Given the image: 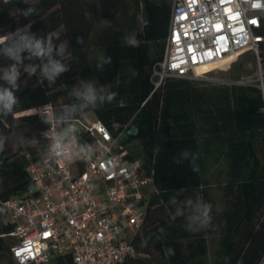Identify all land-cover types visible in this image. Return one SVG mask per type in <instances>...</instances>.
Returning <instances> with one entry per match:
<instances>
[{"label":"trees","instance_id":"obj_1","mask_svg":"<svg viewBox=\"0 0 264 264\" xmlns=\"http://www.w3.org/2000/svg\"><path fill=\"white\" fill-rule=\"evenodd\" d=\"M34 6L38 14L15 17L17 8ZM171 5L165 0H0V37L10 40V29L18 23L29 25L37 36L54 32V43L65 44L63 73L49 87L39 74L29 77L20 69L19 106L14 115L0 120V135L8 137L0 152V262L11 263L13 240L7 235L5 204L29 194L31 163H40L49 141L44 138L48 125L38 114L23 112L51 104L59 111L75 103L72 88L81 80L94 82L97 89L108 88L116 98L97 109H87L95 119L112 128L131 124L126 144L132 160L141 162L153 176L157 191L152 195L146 222L134 236L137 256L124 264H260L264 258V91L260 84L209 83L204 80L169 78L154 90L152 74L163 60L168 36ZM104 22L107 24L104 25ZM264 35V30H263ZM83 38L77 44L76 37ZM135 36L139 47L126 44ZM93 41L99 54L91 59ZM112 63L103 71L96 67L100 55ZM252 54V55H250ZM23 55H27L24 53ZM257 55L248 52L238 62ZM264 68V43L259 51ZM30 61L25 60L27 64ZM34 63L39 61L34 60ZM0 56V66L11 64ZM242 72L236 75L241 79ZM3 82L0 81V84ZM131 127L137 137L128 135ZM18 134L32 140L30 147L17 144ZM220 147L228 162L222 184L213 186L206 174V160ZM159 149V151H157ZM199 154L198 171L191 167V156L175 164L182 150ZM202 198L212 205L211 226L199 232L185 230L184 217L171 219L175 208L168 204ZM147 240V245L143 242ZM174 250L169 255L167 249ZM58 264H72L59 261Z\"/></svg>","mask_w":264,"mask_h":264},{"label":"built area","instance_id":"obj_2","mask_svg":"<svg viewBox=\"0 0 264 264\" xmlns=\"http://www.w3.org/2000/svg\"><path fill=\"white\" fill-rule=\"evenodd\" d=\"M263 30L264 0H172L164 58L151 78L154 90L169 78L203 80L200 66L248 52L257 55L262 69ZM260 87L264 91V82ZM53 110L48 104L36 113L43 122ZM73 123L77 131L69 155L31 163L30 193L5 204L6 223L13 229L7 236L14 242L8 264L68 259L72 264H124L137 256L132 241L157 188L141 162L131 158L125 142L131 124L110 128L83 117ZM85 144L93 148L90 159L80 151Z\"/></svg>","mask_w":264,"mask_h":264},{"label":"clouds","instance_id":"obj_3","mask_svg":"<svg viewBox=\"0 0 264 264\" xmlns=\"http://www.w3.org/2000/svg\"><path fill=\"white\" fill-rule=\"evenodd\" d=\"M38 14V9L34 6L27 8H17L15 17L27 18ZM54 32H49L47 36L35 35L29 25L17 28L13 37L8 41H0V56H3L12 63L7 66H0V120L14 115V109L19 106V99L16 91L19 89L20 69L29 77L39 74L41 81L46 80L49 87L55 84L56 80L65 72L70 71V66L64 63L66 49L63 45L54 43ZM77 44H83L82 37H76ZM127 45L139 47L140 42L135 36L125 37ZM27 53V55H23ZM29 63L25 64L24 61ZM39 61L34 63L33 61ZM112 58L110 56L100 55L97 58L96 67L99 71H103L105 65H110ZM71 95L75 97V103L65 104L59 111L53 110L45 113L43 122L47 124V139L49 144L43 155L45 161L62 158L69 155L73 143L75 142V133L77 129L73 121L87 109H97L98 105H103L106 101L111 103L117 96L116 92L104 93V90L97 89L89 81L81 80L77 86L72 88ZM8 137L0 135V152L4 151ZM17 144L21 147H30L32 140L23 134H18ZM80 151L87 158H91L90 153L93 152L91 145L80 146ZM159 151V149H157ZM191 156L192 170L198 171L199 154L190 153L184 149L180 153V158L175 157L173 162L181 164L182 160H188ZM185 192L180 189L173 197L169 198L168 204L175 208L171 215L173 221L177 217H184L186 220L185 230L189 232H199L211 226L212 223V205L205 202L202 198H186L183 201L177 200V195ZM147 245V240L143 242ZM169 255H174V250L167 249Z\"/></svg>","mask_w":264,"mask_h":264},{"label":"rangeland","instance_id":"obj_4","mask_svg":"<svg viewBox=\"0 0 264 264\" xmlns=\"http://www.w3.org/2000/svg\"><path fill=\"white\" fill-rule=\"evenodd\" d=\"M170 5L172 4V0H165ZM107 23L104 22V25ZM21 25L16 23L13 28L10 29V33H14L17 28H20ZM6 38L0 37V41H4ZM65 47V44H63ZM99 54V50L95 47V44L93 41L90 42L89 45V55L90 58L93 59ZM252 55V54H250ZM256 55V54H255ZM240 57V56H239ZM239 57L237 59H231L222 63L214 64L205 68L198 69V75H203V80L207 81L209 83H229V82H238V81H244L248 84H261L264 82V68H259L258 60L255 62L253 59H251V56H248L246 59L242 60L241 64L238 62ZM232 61L230 64L227 65ZM239 72H242V78L237 79L236 75L239 74ZM94 86L95 83L91 82ZM104 93H109L108 88H103ZM38 109V108H37ZM33 109L30 111L23 112L20 115H17L16 117H19L21 115H29V114H37L36 110ZM85 119H88L90 121L95 120V116L93 112L89 111L85 114L83 117ZM137 141H133L128 145V147L131 149L137 148ZM216 149H212V155H210L206 160V174L209 177L210 181L212 182L213 186H217L219 184H222L227 176L228 171V162L226 160V157L222 154V149L219 147H215ZM130 150V149H129Z\"/></svg>","mask_w":264,"mask_h":264},{"label":"water","instance_id":"obj_5","mask_svg":"<svg viewBox=\"0 0 264 264\" xmlns=\"http://www.w3.org/2000/svg\"><path fill=\"white\" fill-rule=\"evenodd\" d=\"M139 134V130L136 127H131L128 131V135L132 137H137Z\"/></svg>","mask_w":264,"mask_h":264},{"label":"bare ground","instance_id":"obj_6","mask_svg":"<svg viewBox=\"0 0 264 264\" xmlns=\"http://www.w3.org/2000/svg\"><path fill=\"white\" fill-rule=\"evenodd\" d=\"M211 65H214V64L213 63L205 64V65L200 66L198 69L205 68V67H208V66H211ZM198 69H197V71H198Z\"/></svg>","mask_w":264,"mask_h":264}]
</instances>
